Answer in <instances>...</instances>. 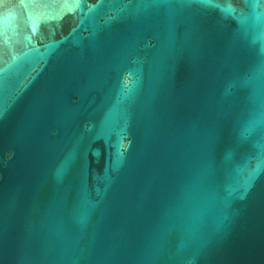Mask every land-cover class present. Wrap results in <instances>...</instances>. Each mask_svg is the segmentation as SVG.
I'll use <instances>...</instances> for the list:
<instances>
[{
  "label": "water",
  "instance_id": "95a60500",
  "mask_svg": "<svg viewBox=\"0 0 264 264\" xmlns=\"http://www.w3.org/2000/svg\"><path fill=\"white\" fill-rule=\"evenodd\" d=\"M0 264H264V0H0Z\"/></svg>",
  "mask_w": 264,
  "mask_h": 264
}]
</instances>
